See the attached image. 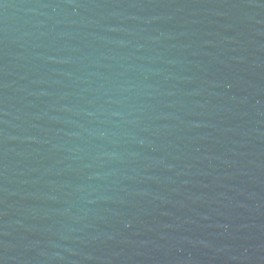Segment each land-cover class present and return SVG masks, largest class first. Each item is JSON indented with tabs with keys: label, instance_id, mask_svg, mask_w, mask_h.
<instances>
[{
	"label": "water",
	"instance_id": "1",
	"mask_svg": "<svg viewBox=\"0 0 264 264\" xmlns=\"http://www.w3.org/2000/svg\"><path fill=\"white\" fill-rule=\"evenodd\" d=\"M0 264H264V0H0Z\"/></svg>",
	"mask_w": 264,
	"mask_h": 264
}]
</instances>
